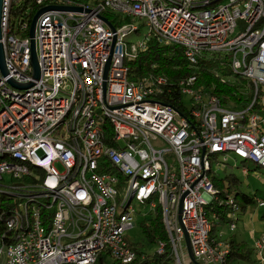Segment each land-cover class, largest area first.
<instances>
[{"label": "built area", "instance_id": "built-area-1", "mask_svg": "<svg viewBox=\"0 0 264 264\" xmlns=\"http://www.w3.org/2000/svg\"><path fill=\"white\" fill-rule=\"evenodd\" d=\"M19 1L3 0L1 14L8 73L0 68V194L17 206L0 215V264H96L104 251L132 263L138 253L126 232L136 224L134 203L152 214L162 208L174 264H227L231 250L220 232L212 234L208 208L230 206L233 219L238 204L216 188L212 157L234 156L264 171V0H33L40 9L76 8L39 16V79L32 38L23 35L31 24L22 17L12 27ZM113 12L129 22L114 25ZM140 19L148 32L130 43ZM153 37L183 46L192 65L221 54L222 65L252 84L251 102L225 105L197 89L195 75L177 83L192 103L189 116L160 100L171 96L168 79L131 80L127 65ZM11 79L33 85L18 88ZM159 244L165 252L167 243ZM255 247L264 260V237Z\"/></svg>", "mask_w": 264, "mask_h": 264}, {"label": "trees", "instance_id": "trees-1", "mask_svg": "<svg viewBox=\"0 0 264 264\" xmlns=\"http://www.w3.org/2000/svg\"><path fill=\"white\" fill-rule=\"evenodd\" d=\"M17 4L14 5L12 11V27L15 24H19L22 17L31 24L32 19L41 6L36 5L33 0H20ZM107 15L114 23L111 16L108 13ZM114 25L117 24L114 23ZM29 33V30H26L23 35L28 36ZM222 58L219 53L213 54L210 57L204 55L198 64L192 65L185 55L183 46L178 44L167 45L153 37L149 41V48L141 52L136 59L127 61V65L130 70V79L134 81L152 75L166 77L170 83L169 86L174 87L170 93L171 96L163 94L159 99L178 108L185 116H189V105L186 104L185 97L180 94L177 83L181 79L194 75L197 76V89H201L208 94L217 95L225 105H230L233 108H242L251 102L255 94L252 84L242 76L233 74L229 66L222 65ZM256 107L261 108L259 104ZM103 136L105 141L110 143L109 136H111V129L105 131ZM212 179L218 189L227 190L233 194L238 204V209H236L238 213H245V210L250 205L257 204V198L242 191V182L235 178L233 174L227 187L223 179H218L216 176H213ZM16 204V200L11 196L4 193L0 194V215L4 218L8 217L10 210L14 209L17 206ZM5 210L8 212L3 213ZM232 210L234 208L230 206H219L217 204L208 208V213L213 224L212 234H218L217 227L223 223H228L231 226V223L236 220V216L233 219L229 218V212H232ZM213 212H216V216H212ZM141 224L143 232L151 244L166 242L167 246L163 253L157 251L154 254H148L131 244L137 250L138 255L129 264H174L169 250L170 246L168 245V234L163 220L162 208L159 206L156 212L151 217H145ZM227 244L231 250L227 264H239V259H246L251 254L249 244L239 241L236 237H231L227 240ZM108 257L111 256L107 251L102 252L96 264H122L112 257V260H109Z\"/></svg>", "mask_w": 264, "mask_h": 264}, {"label": "rangeland", "instance_id": "rangeland-1", "mask_svg": "<svg viewBox=\"0 0 264 264\" xmlns=\"http://www.w3.org/2000/svg\"><path fill=\"white\" fill-rule=\"evenodd\" d=\"M17 6H19V4H17ZM110 16L114 23H117L118 25L129 22V18L122 13L113 12ZM135 23L140 27V30L131 33L127 37V41L130 43H136L142 40L149 29L144 20H136ZM18 26V24H15L14 29L18 28ZM242 26V29H244V25ZM212 55L213 54H207L209 57ZM187 104L189 106L192 105L190 100H187ZM261 112L263 113V110H261ZM168 160L170 163H175L171 156H168ZM222 164H225L226 166L223 167ZM244 168H247L248 172H245ZM212 169V176H216L218 179H223L226 187L233 174L235 178L242 182V191L247 192L255 198L264 199V171L261 167H257L255 163L244 161L240 158L235 159L234 156H231L229 160H225V155L219 153L212 157ZM134 204V208L137 211L136 224L126 232L127 239L139 250L145 251L148 254H154L159 250L160 244L150 243L143 232L141 224L145 217L152 216V212L148 205ZM245 211V213L240 212L238 214L236 218V229L231 230L228 223H223L217 227V231L223 235L224 240L236 237L239 241H244L249 244L251 254L246 259H239V264H264V261L260 260V257L254 248V239L256 237H264V206L260 207L258 204L250 205ZM245 215H247V217H245ZM252 232H254L255 238H253ZM108 259L112 260L111 257H108Z\"/></svg>", "mask_w": 264, "mask_h": 264}, {"label": "water", "instance_id": "water-1", "mask_svg": "<svg viewBox=\"0 0 264 264\" xmlns=\"http://www.w3.org/2000/svg\"><path fill=\"white\" fill-rule=\"evenodd\" d=\"M2 2H3V0H0V39L2 38V28H1ZM51 9H76V8L75 7H65V6L49 5V6H45V7L41 8L35 14L34 18L32 19L31 27H30V36L32 38L31 39V50H32L31 57H32V66H33V69H34V77L36 79H39L40 78L41 71H40L39 61H38V56H37V51H36V41L34 39V36H35V27H36V23H37V20H38L39 16L43 12H45L47 10H51ZM103 19L105 20V22L109 26H111L112 28H114L113 24L111 23V21L107 17L104 16ZM0 68H1L2 73L4 75H7L8 71H7V68H6L4 46H3V43L2 42H0ZM108 69H109V63L107 65V68H106V71H105V75H104L105 78L107 77ZM9 82L13 86L18 87V88H28V87H30V86L33 85V82L28 83V84H19V83L15 82L12 79L9 80ZM187 244H188L189 249L191 251L190 240H189L188 237H187Z\"/></svg>", "mask_w": 264, "mask_h": 264}, {"label": "crops", "instance_id": "crops-1", "mask_svg": "<svg viewBox=\"0 0 264 264\" xmlns=\"http://www.w3.org/2000/svg\"><path fill=\"white\" fill-rule=\"evenodd\" d=\"M244 170H245V172H248V169L247 168H244ZM247 170V171H246ZM217 188V187H216ZM223 190V189H222ZM257 199H262V198H257ZM256 199V200H257ZM264 200V199H263ZM258 204V203H257ZM261 207V206H260ZM238 212L236 213V218H237V216H238ZM245 217H247V215H245ZM234 222H236V220L234 221ZM236 224H237V222H236ZM237 228V227H236ZM232 230V229H231ZM264 233V232H263ZM252 235H253V238H255V234H254V232H252ZM256 239H259V237H256L255 239H254V247H255V241H256ZM226 242H227V240H226ZM256 248V247H255ZM255 251H256V253L258 254V252H257V249H255ZM263 257H264V253H263ZM261 261H264V260H261Z\"/></svg>", "mask_w": 264, "mask_h": 264}]
</instances>
